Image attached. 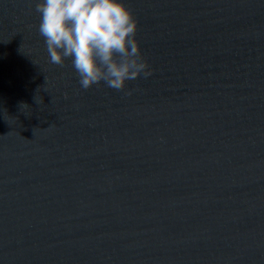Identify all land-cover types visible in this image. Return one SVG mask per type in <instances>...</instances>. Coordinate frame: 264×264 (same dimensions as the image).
I'll list each match as a JSON object with an SVG mask.
<instances>
[{
	"label": "water",
	"instance_id": "1",
	"mask_svg": "<svg viewBox=\"0 0 264 264\" xmlns=\"http://www.w3.org/2000/svg\"><path fill=\"white\" fill-rule=\"evenodd\" d=\"M38 2L0 0V264H264V0H121L122 91L50 62Z\"/></svg>",
	"mask_w": 264,
	"mask_h": 264
},
{
	"label": "clouds",
	"instance_id": "2",
	"mask_svg": "<svg viewBox=\"0 0 264 264\" xmlns=\"http://www.w3.org/2000/svg\"><path fill=\"white\" fill-rule=\"evenodd\" d=\"M36 12L50 62L70 58L83 89L103 82L122 91L152 75L136 40L138 22L121 0H39Z\"/></svg>",
	"mask_w": 264,
	"mask_h": 264
}]
</instances>
